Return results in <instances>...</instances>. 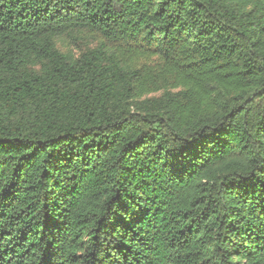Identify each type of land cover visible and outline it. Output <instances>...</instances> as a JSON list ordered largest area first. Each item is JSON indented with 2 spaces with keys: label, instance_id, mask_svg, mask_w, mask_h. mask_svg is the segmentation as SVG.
Here are the masks:
<instances>
[{
  "label": "trees",
  "instance_id": "trees-1",
  "mask_svg": "<svg viewBox=\"0 0 264 264\" xmlns=\"http://www.w3.org/2000/svg\"><path fill=\"white\" fill-rule=\"evenodd\" d=\"M0 264H264V0H0Z\"/></svg>",
  "mask_w": 264,
  "mask_h": 264
}]
</instances>
